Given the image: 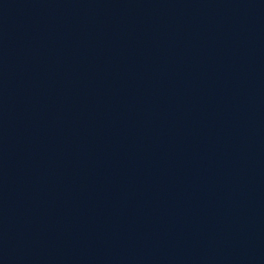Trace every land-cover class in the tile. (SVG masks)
<instances>
[{"label": "water", "instance_id": "water-1", "mask_svg": "<svg viewBox=\"0 0 264 264\" xmlns=\"http://www.w3.org/2000/svg\"><path fill=\"white\" fill-rule=\"evenodd\" d=\"M0 264H264V0H0Z\"/></svg>", "mask_w": 264, "mask_h": 264}]
</instances>
